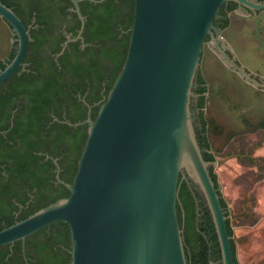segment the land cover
I'll use <instances>...</instances> for the list:
<instances>
[{
  "label": "water",
  "instance_id": "95a60500",
  "mask_svg": "<svg viewBox=\"0 0 264 264\" xmlns=\"http://www.w3.org/2000/svg\"><path fill=\"white\" fill-rule=\"evenodd\" d=\"M72 1L81 26L61 52L70 40L83 39L86 17L80 0ZM225 1L135 0L124 65L95 118L89 108L88 137L73 182L60 178L58 169L70 194L0 228V245L22 239L25 246L29 234L65 220L71 264H189L177 211L184 172L209 211L219 264H234L222 185L216 186L211 171L222 161L209 160L198 100L201 51ZM234 1L264 8L258 0ZM8 31L18 45L0 71V84L23 63L30 38V26L0 0L2 52L11 47ZM207 246L210 255L209 241Z\"/></svg>",
  "mask_w": 264,
  "mask_h": 264
},
{
  "label": "trees",
  "instance_id": "16d2710c",
  "mask_svg": "<svg viewBox=\"0 0 264 264\" xmlns=\"http://www.w3.org/2000/svg\"><path fill=\"white\" fill-rule=\"evenodd\" d=\"M8 3L30 26V40L24 63L0 98V228L70 194L58 169L60 178L73 182L88 137L89 108L95 118L124 65L135 13V0H80L86 17L83 39L70 40L61 52L68 35L76 36L81 26L72 0ZM208 155L216 159L209 150ZM211 171L219 186L214 165ZM219 193L234 264H240L231 211ZM179 194L177 211L189 264H219L209 211L184 172ZM71 250V227L56 220L29 234L25 246L22 239L1 244L0 264H71Z\"/></svg>",
  "mask_w": 264,
  "mask_h": 264
},
{
  "label": "flooded vegetation",
  "instance_id": "af4514ba",
  "mask_svg": "<svg viewBox=\"0 0 264 264\" xmlns=\"http://www.w3.org/2000/svg\"><path fill=\"white\" fill-rule=\"evenodd\" d=\"M1 1L12 7L8 3L12 0ZM213 30L201 51L198 100L207 149L217 159L219 153L232 145L239 146L249 134L264 137V8L251 9L234 0L225 1L214 19ZM9 36L11 47L0 50V71L17 50L18 40L12 45L10 32ZM11 77L0 84V98L12 85ZM236 149L227 156L247 155L257 164L253 153L242 152L240 146Z\"/></svg>",
  "mask_w": 264,
  "mask_h": 264
},
{
  "label": "rangeland",
  "instance_id": "374dc122",
  "mask_svg": "<svg viewBox=\"0 0 264 264\" xmlns=\"http://www.w3.org/2000/svg\"><path fill=\"white\" fill-rule=\"evenodd\" d=\"M247 136L239 146L242 152L253 153L258 165L247 155L228 157V153L238 151L239 146L232 145L219 153L217 159L222 163L216 170L233 214L231 224L239 263L264 264V155L256 154L264 137L256 133Z\"/></svg>",
  "mask_w": 264,
  "mask_h": 264
},
{
  "label": "crops",
  "instance_id": "0c3cea01",
  "mask_svg": "<svg viewBox=\"0 0 264 264\" xmlns=\"http://www.w3.org/2000/svg\"><path fill=\"white\" fill-rule=\"evenodd\" d=\"M256 154L264 155V143L256 147Z\"/></svg>",
  "mask_w": 264,
  "mask_h": 264
},
{
  "label": "bare ground",
  "instance_id": "6f19581e",
  "mask_svg": "<svg viewBox=\"0 0 264 264\" xmlns=\"http://www.w3.org/2000/svg\"><path fill=\"white\" fill-rule=\"evenodd\" d=\"M15 71H16V70H15ZM15 71H14V72H15Z\"/></svg>",
  "mask_w": 264,
  "mask_h": 264
}]
</instances>
